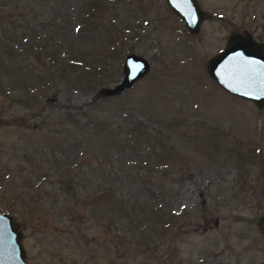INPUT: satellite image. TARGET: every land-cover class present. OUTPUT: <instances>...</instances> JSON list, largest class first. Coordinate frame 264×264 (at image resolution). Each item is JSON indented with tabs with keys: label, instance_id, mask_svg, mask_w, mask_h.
<instances>
[{
	"label": "rangeland",
	"instance_id": "374dc122",
	"mask_svg": "<svg viewBox=\"0 0 264 264\" xmlns=\"http://www.w3.org/2000/svg\"><path fill=\"white\" fill-rule=\"evenodd\" d=\"M196 1L204 17L193 34L165 0H134L139 18L132 31H120L121 49L106 77L75 90L39 84L29 94L17 87L23 80L16 69L15 0H0V36L12 39L0 37V212L20 225L29 264H264L257 226L264 215V105L225 93L205 69L232 34L264 41V0ZM126 8L119 9L121 18ZM131 53L148 61V72L122 94L105 96L102 89L122 79ZM26 62L40 63L33 54ZM132 106L161 132L164 160L156 165L140 161L142 144L101 161L96 154L97 147L106 151L110 132L96 134L91 122L107 128ZM83 140L94 154L82 155ZM73 177L69 186L81 193L106 182L112 194L160 208L165 217L114 218L106 228L92 205L104 214L109 203L88 207L53 196Z\"/></svg>",
	"mask_w": 264,
	"mask_h": 264
},
{
	"label": "trees",
	"instance_id": "16d2710c",
	"mask_svg": "<svg viewBox=\"0 0 264 264\" xmlns=\"http://www.w3.org/2000/svg\"><path fill=\"white\" fill-rule=\"evenodd\" d=\"M77 3H79L78 6ZM133 3L134 0H15V57L16 51H20V64H16V69L22 71L19 79L23 80L22 83L18 82L17 87L30 94L39 84L46 83L47 89L50 82L60 91L94 86L100 77H106L108 69L117 59L122 45L120 31L123 29L132 31L133 29L129 26L131 27L132 23L139 18L136 14L138 10L131 9ZM120 8H126L128 11V15L124 18H121ZM1 36L3 39L12 41L6 33ZM5 46L2 44V47ZM32 54L40 63H21V61H27V57ZM102 81L107 83V80ZM138 109L137 106H132L130 109L122 110L117 120L120 122L110 124L107 128L100 122H95L97 123L95 125L91 122L92 127L99 129L96 134L102 135L104 130L110 132V143L106 151H102L101 148L98 150L97 147L96 154L100 156V161L102 158L110 157V154L122 153L124 148L130 146L136 148L137 144L146 146V152L140 159V161L143 159L145 164L156 165L164 160L158 149L162 144L159 128H150L147 122L150 120L140 118L137 115L140 113ZM90 129L93 130L89 126L83 128L85 131H90ZM83 135L86 134L83 133ZM87 145L91 143L86 140L81 141L80 148L85 147L82 150L83 156L95 153ZM149 158H154L155 163L150 162ZM83 164L84 167L87 166L86 161H83ZM89 172L90 169L87 166L84 170L81 169V176H87ZM74 178L66 180L69 183L62 180L59 191L54 192L53 196L56 199L62 198L64 204L71 200L83 201L88 207L100 201L109 203L110 207L105 210L104 214L99 213L96 206L92 205V213L97 218H101L99 223L106 228L113 225L114 218L116 221L117 219L129 221L131 217L148 220L149 215H152L157 222H162L165 217L161 214L160 208L150 210L140 205L141 203L135 202L133 198H127L121 192L112 194L110 185L106 182L97 191L81 193L82 187L80 191L76 187L69 186ZM80 181H82L81 177L76 182L77 187L81 186ZM84 181L86 183L88 180L84 178ZM159 185L161 184H156V186ZM51 212H56V210ZM35 214L39 218L43 217L40 210H35ZM74 217L70 216L71 219ZM79 217L86 218L81 213ZM22 224L24 228L25 225L23 222ZM117 230L120 234L126 233L123 225H119Z\"/></svg>",
	"mask_w": 264,
	"mask_h": 264
},
{
	"label": "water",
	"instance_id": "95a60500",
	"mask_svg": "<svg viewBox=\"0 0 264 264\" xmlns=\"http://www.w3.org/2000/svg\"><path fill=\"white\" fill-rule=\"evenodd\" d=\"M168 7L184 22L190 33H197L204 13L196 0H165ZM206 72L225 93L258 107L264 105V42L252 34H232L225 47L207 60ZM148 61L128 54L123 62L122 79L113 87L103 88L105 96H116L143 78ZM264 236V215L257 220ZM23 232L13 216L0 212V264H29L23 246Z\"/></svg>",
	"mask_w": 264,
	"mask_h": 264
},
{
	"label": "flooded vegetation",
	"instance_id": "af4514ba",
	"mask_svg": "<svg viewBox=\"0 0 264 264\" xmlns=\"http://www.w3.org/2000/svg\"><path fill=\"white\" fill-rule=\"evenodd\" d=\"M229 37H230V36H229ZM229 37H228V38H229ZM228 38H227V40H228ZM254 39H255V38H254ZM256 41H258V42H264L263 40H257V39H256Z\"/></svg>",
	"mask_w": 264,
	"mask_h": 264
}]
</instances>
